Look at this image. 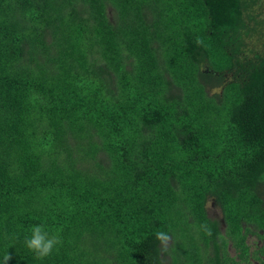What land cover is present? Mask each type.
<instances>
[{"label": "trees", "instance_id": "16d2710c", "mask_svg": "<svg viewBox=\"0 0 264 264\" xmlns=\"http://www.w3.org/2000/svg\"><path fill=\"white\" fill-rule=\"evenodd\" d=\"M258 4L0 0V264H264Z\"/></svg>", "mask_w": 264, "mask_h": 264}, {"label": "clouds", "instance_id": "9594fccd", "mask_svg": "<svg viewBox=\"0 0 264 264\" xmlns=\"http://www.w3.org/2000/svg\"><path fill=\"white\" fill-rule=\"evenodd\" d=\"M205 228L206 234L211 235V231L207 226ZM30 235L26 236L24 239L25 247L35 254L37 259H44L50 256L53 249L59 243L56 236H50L48 230L43 224H34L30 228ZM156 239L160 243V250L162 253H167L173 242V237L165 231H158L156 233ZM11 259L9 255H5L3 258V264H8Z\"/></svg>", "mask_w": 264, "mask_h": 264}, {"label": "rangeland", "instance_id": "374dc122", "mask_svg": "<svg viewBox=\"0 0 264 264\" xmlns=\"http://www.w3.org/2000/svg\"><path fill=\"white\" fill-rule=\"evenodd\" d=\"M258 13L260 14V18L262 20H264V0H259ZM253 42L255 43L256 39ZM258 43H259V45H257L256 48L258 50L263 49V46H262L263 42L259 41ZM251 45H252V43H251ZM208 214H209V217L211 219L217 220L219 222L222 221V213H221L220 209L213 202H210L208 204Z\"/></svg>", "mask_w": 264, "mask_h": 264}]
</instances>
